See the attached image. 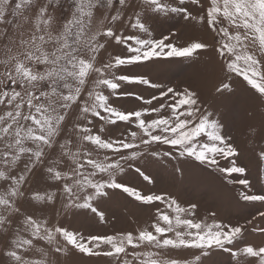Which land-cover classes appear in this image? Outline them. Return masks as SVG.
I'll return each mask as SVG.
<instances>
[{
  "label": "snow or ice",
  "instance_id": "snow-or-ice-1",
  "mask_svg": "<svg viewBox=\"0 0 264 264\" xmlns=\"http://www.w3.org/2000/svg\"><path fill=\"white\" fill-rule=\"evenodd\" d=\"M173 16L200 25L212 42L156 37L154 24ZM207 50L225 74L218 94L239 78L264 98V0H0V264H60L72 250L113 264H204L213 251L229 264H264V240H246L249 226L264 237V210L233 223L120 180L131 169L153 183L135 163L148 156L191 160L242 186L239 200L264 206V188L254 190L225 125L199 94L131 71ZM138 85L158 94L123 90ZM129 97L140 106L113 102ZM38 173L44 187H33ZM108 190L162 207L146 226L113 234H85L58 218L85 210L104 223L98 202ZM182 251L188 255H172Z\"/></svg>",
  "mask_w": 264,
  "mask_h": 264
},
{
  "label": "rangeland",
  "instance_id": "rangeland-1",
  "mask_svg": "<svg viewBox=\"0 0 264 264\" xmlns=\"http://www.w3.org/2000/svg\"><path fill=\"white\" fill-rule=\"evenodd\" d=\"M154 35L175 32L180 38L174 43L186 44L198 40L212 42V36L195 22L188 23L178 16L161 18L154 24ZM112 51H119L114 48ZM132 72L146 74L154 82L163 83L179 89L188 87L196 91L203 105L219 115L225 125L223 131L232 138L240 155L236 158L238 165L247 169V178L252 181L254 190L264 188V161L259 152L264 149V98L247 86L242 79L231 81L232 91L218 94L216 88L225 81V74L212 50L202 51L190 59L173 58L149 64L145 67L132 68ZM226 82V81H225ZM129 90L144 95L146 98L158 94V90L147 86H124ZM114 104L124 109L138 108L139 102L134 98L114 99ZM124 126L112 129V135L118 136ZM255 130V134L253 133ZM154 150L167 151V146H153ZM146 174L153 178L149 184L129 169L120 180L130 186L141 189L144 193H167L176 197L181 204L197 203L200 215L209 210L217 212L219 219L233 223L251 218L257 209L264 210L259 204L250 205L239 200L242 186L228 183L222 174L213 171L197 162L169 157L154 158L148 156L135 162ZM222 166H229L221 161ZM33 187H44V178L37 174L33 178ZM109 196L101 199L100 210L105 213V222L101 223L94 214L85 210H73L61 215L60 221L70 228L85 234H113L115 232L135 231L146 226L161 205H143L128 197L120 190H108ZM59 207V206H57ZM49 209V214H52ZM260 227L259 221L254 222ZM249 231L246 240L259 244L264 240L258 233ZM172 255L187 256L186 251L173 252ZM60 264H113L112 258L104 256H85L74 250L67 255L59 256ZM204 264H229V256L219 251L211 252L203 258Z\"/></svg>",
  "mask_w": 264,
  "mask_h": 264
}]
</instances>
